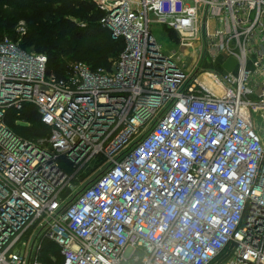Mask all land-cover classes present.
I'll list each match as a JSON object with an SVG mask.
<instances>
[{
    "label": "built area",
    "instance_id": "built-area-1",
    "mask_svg": "<svg viewBox=\"0 0 264 264\" xmlns=\"http://www.w3.org/2000/svg\"><path fill=\"white\" fill-rule=\"evenodd\" d=\"M92 2L110 69L0 41V264H264V0Z\"/></svg>",
    "mask_w": 264,
    "mask_h": 264
},
{
    "label": "trees",
    "instance_id": "trees-1",
    "mask_svg": "<svg viewBox=\"0 0 264 264\" xmlns=\"http://www.w3.org/2000/svg\"><path fill=\"white\" fill-rule=\"evenodd\" d=\"M102 18L103 13L92 0H0V41L19 40L17 27L24 22L27 33L21 48L46 55L48 75L65 77L76 62L93 70L110 69L125 42L113 40L102 26ZM174 35L171 33V38H176ZM19 119L28 125L16 128L23 137L47 135L48 128L35 109H26Z\"/></svg>",
    "mask_w": 264,
    "mask_h": 264
},
{
    "label": "rangeland",
    "instance_id": "rangeland-1",
    "mask_svg": "<svg viewBox=\"0 0 264 264\" xmlns=\"http://www.w3.org/2000/svg\"><path fill=\"white\" fill-rule=\"evenodd\" d=\"M155 34L157 35L158 40L161 42V44H163V48L165 50V52L167 54H176V56H182L184 57V49H182L181 47L179 48V44H178V40L176 35H174L176 38H171V41L168 40V35L166 32H164V30L161 29H156L155 30ZM13 42H19L18 40H11ZM21 47V46H20ZM28 51V50H27ZM33 52V51H32ZM34 53L39 54L37 52L34 51ZM191 58H187L186 62L190 63ZM218 62V61H217ZM189 65V64H188ZM208 70H212L211 65L209 64L207 66Z\"/></svg>",
    "mask_w": 264,
    "mask_h": 264
},
{
    "label": "water",
    "instance_id": "water-1",
    "mask_svg": "<svg viewBox=\"0 0 264 264\" xmlns=\"http://www.w3.org/2000/svg\"><path fill=\"white\" fill-rule=\"evenodd\" d=\"M237 65H238V62L233 57H231L228 60H226L222 64V68L224 70V75H228L229 73L233 72Z\"/></svg>",
    "mask_w": 264,
    "mask_h": 264
},
{
    "label": "bare ground",
    "instance_id": "bare-ground-1",
    "mask_svg": "<svg viewBox=\"0 0 264 264\" xmlns=\"http://www.w3.org/2000/svg\"><path fill=\"white\" fill-rule=\"evenodd\" d=\"M207 78H208V77H207L206 75H203V76L201 77V80H203L204 82H207V81H208Z\"/></svg>",
    "mask_w": 264,
    "mask_h": 264
}]
</instances>
